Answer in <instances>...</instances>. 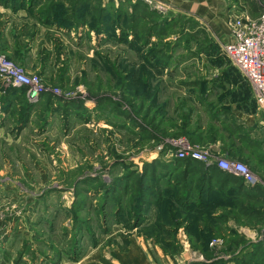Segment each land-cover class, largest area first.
<instances>
[{
  "label": "rangeland",
  "instance_id": "rangeland-1",
  "mask_svg": "<svg viewBox=\"0 0 264 264\" xmlns=\"http://www.w3.org/2000/svg\"><path fill=\"white\" fill-rule=\"evenodd\" d=\"M50 1L56 5V27L74 32L72 45L59 47L56 33L43 32L37 55L44 68L26 69L8 59L40 76L37 95L57 104L45 106L41 112L60 110L58 121L64 130L45 138L26 133L20 142H15L12 133L9 142L0 139V174L4 175L0 176V235L6 230L13 232L9 251H26L21 264H52L60 256L58 252L66 262L74 242L83 237L80 244L84 253L89 252L92 259V249L99 247L102 255L96 256L102 264H118V257L124 258L125 264H264V212L261 219H255L257 214L239 213L240 207L221 211L217 223L207 220L212 222L207 231L202 228L204 219L198 218L201 238L197 229V234L185 230L184 226L194 221L187 215L181 217L185 221L173 237L154 227L144 234L115 223L112 199L116 194L112 192L106 207L109 217L103 225L107 231L103 232L104 191L96 192L98 184L110 187L122 176H131L127 179L134 186L146 166H150L149 176L155 167L160 174L159 164L168 160L170 150L181 147L180 142L207 152L211 160L223 157L243 162L257 183L264 184L261 171H253L242 156H215L210 146L199 143L209 135L212 138L216 125L210 115L195 114L197 104L209 114H213L214 102L227 100L235 107L248 104L255 110L252 89L223 53L224 45L232 41L228 26L226 39H215L208 22L157 0ZM225 1L246 10L251 18H257L264 6V0ZM48 2L35 0L32 8L39 6V14ZM136 2L141 3V13L133 21L131 12ZM101 9L111 16L107 29L98 32L102 28L98 23ZM142 10L155 12L145 15ZM153 28L154 36L144 40ZM209 78L220 79L213 95L210 86L202 84ZM195 80L201 85L192 86L190 82ZM21 113L18 116L24 122ZM39 113L34 118L37 126L41 124ZM231 120L233 126H229L238 129L236 117ZM201 122L206 123L203 138L194 133ZM228 144L225 149L231 148ZM124 197L128 199L123 205L128 206L130 198ZM123 214L130 218L129 208ZM220 216L226 220L221 222ZM81 220L86 223L81 224ZM19 221L22 228L17 225ZM243 226L259 230L256 243L246 239ZM10 254L5 258L8 264ZM106 254L111 256L104 257ZM46 257L48 261L43 260Z\"/></svg>",
  "mask_w": 264,
  "mask_h": 264
},
{
  "label": "crops",
  "instance_id": "crops-1",
  "mask_svg": "<svg viewBox=\"0 0 264 264\" xmlns=\"http://www.w3.org/2000/svg\"><path fill=\"white\" fill-rule=\"evenodd\" d=\"M157 1L167 3L169 6H172V8L179 11V13H183L194 18L198 17L208 22L212 28L214 33L213 37L215 39L225 38L228 31H230H227L226 27L228 26L229 29V14L236 16H239V14L249 16L246 10L240 9V11L236 8V6L225 0ZM21 2L23 4L22 6L19 5ZM29 7L30 0H0V52L6 54V56L10 59L18 61L26 69L44 68L45 63L43 64L41 62V57L37 55V48L41 46L40 41L43 36V32L56 33L58 35L57 38H59L57 39L59 47H64V49H67L68 46L72 45L71 39L74 32L69 29H59L56 27L57 25L55 23H52L51 25L48 22L45 23L44 18H41V15L36 12V9L39 6L35 7V10L33 8L32 10L31 7L29 10ZM87 37L89 36L87 35ZM45 46L51 47L50 45ZM231 65L238 71L241 78L246 80L232 63ZM202 81V84L210 86V91H212L210 95H213V93L216 92L215 84L220 81V79L209 78ZM246 83L251 88L247 80ZM190 84H192V86L197 84L199 85L200 81L197 82V80H195L192 83L190 82ZM22 89V87L5 88L0 81V139H4L9 142L10 138H13L11 136L12 133L15 136V142H20L21 138L26 133L33 132L36 134V137L45 138L46 136L48 137V135L52 136L50 133H56L58 130H64L63 126L59 124L60 121H58L59 115L57 112L60 110L56 108L47 110L44 108L45 113L41 112L44 111L43 107L46 106L49 108L53 103L55 105V102H51V100L48 101L44 98L45 95L41 94L36 97H31L26 91V88L25 92H23ZM254 104L255 110H250L248 104H242L235 107L233 102H230L229 100L214 102L215 108L212 110L213 114H209V111H207L203 105L197 104L198 106L195 110V114L200 112L201 114H205L203 115L205 117L210 115L212 123L216 125V130L214 131L215 134H212V138L211 135H209V138L207 136L208 139L199 143L210 146L209 149H211L215 156L220 153L226 155L227 157L242 156L253 171H261V175L264 176V109H258L255 100ZM22 105L23 108H21ZM89 107L92 108L93 103L90 102ZM20 111L22 112L21 114L23 115L24 122L19 119L20 115L18 116V114ZM36 112H40V116L42 115L39 120L41 121V124L38 126L35 124L34 119ZM91 112L93 113L92 110ZM231 117H236V122L239 124L236 123L234 125H238V129L230 127L231 125L233 126ZM227 118H229V120H227ZM198 124L200 126L194 129V133L203 138L204 135L207 134V132H205L206 123L201 122ZM37 141L38 143H41L42 140ZM228 141H232L230 142L231 148L225 149L224 147L227 146ZM170 157L172 156L167 155L168 160L165 159L162 163L166 164L174 161V159H179L173 157L174 159L170 160L172 159ZM196 161L208 167L209 173H201L200 171L199 173L189 174L188 176H207L205 179L208 180H205L204 185H207V182H209L211 186L209 191L206 188H202L200 191V202L202 203V210L200 209L201 211H208L214 216H217V214L221 211H235L237 207H240L238 209L239 213L251 214V216H253L252 214H257L256 216H253L255 219L262 218V212H264V184H245L241 178L222 170L216 164H206L200 160ZM254 166L258 168L254 169ZM0 176L4 175L0 174ZM208 176L212 177L209 178ZM197 178L196 180H198ZM223 203L225 204L223 205ZM225 205L226 207H224ZM19 223L20 221L17 225L22 228ZM241 228L247 237L246 239H249L251 241H249L250 243H256L255 238L259 233V230L257 229L256 231L254 227L250 228L248 226H243ZM257 228H259V226H257ZM6 231L2 233L3 235H0V254L2 255L0 256V264H8V262L6 263L5 258L9 259L7 257L11 251L15 252V254H10L11 257L9 264H21L20 262H23L21 256H24L26 251H23V253L20 254L19 251L21 248L19 247L16 251L12 248H10L11 251H9L8 244L12 239L13 232L10 233L11 230ZM263 231L264 224L262 226V232ZM92 250L94 251L93 260L88 258L89 252L87 253L86 251L84 253L83 251L81 257H79L76 262H64V258L61 257V263L102 264L97 257L99 254L100 256L102 255L99 247H95ZM118 255L119 254L114 257L117 258ZM110 256L111 254H106L104 257L109 258ZM117 260L119 261L118 264H122L121 262L125 264L124 258L118 257Z\"/></svg>",
  "mask_w": 264,
  "mask_h": 264
},
{
  "label": "trees",
  "instance_id": "trees-1",
  "mask_svg": "<svg viewBox=\"0 0 264 264\" xmlns=\"http://www.w3.org/2000/svg\"><path fill=\"white\" fill-rule=\"evenodd\" d=\"M109 1L113 2V0ZM34 3L35 0H30L31 9ZM48 3L49 4L46 7L40 8L39 12L45 15V23L48 22L59 25V21L57 20L55 14L56 5L53 1L50 0ZM19 5L22 6V2ZM140 6V2H136L132 6L133 10L131 12V15H133V21L134 18L140 17ZM100 12L103 14H100L98 23H101L100 27L102 28H98V32L99 30L107 29L106 21L107 19L109 20L111 16H109L108 12L105 9H101ZM142 12L146 13L145 15H151L155 12V10H148L146 12L142 10ZM155 25H157V23L154 22V28L156 27ZM64 26L67 27V24H64ZM135 28L136 27L132 28L131 30H134ZM154 28L146 32L144 40H148L149 37L154 36ZM22 88L23 92H25V88ZM194 160L195 159L191 158L174 159V161H171L170 163L159 164V167H161L162 169L161 173H156L155 167L151 172V176L148 175L150 166H146L141 176H139L136 181L133 182V184H135L134 186L129 184V179L131 178V176L116 177V179L112 181L113 183L110 187H107L104 183L98 184L96 186L98 188L96 192H99L101 194L104 191L103 194L105 198L101 206V209L104 211L102 231H107V229L103 227V225H105L106 219L109 217V211L106 210V207L108 206L107 204L110 203L107 199H109V197L111 198L110 195L113 192L116 194L115 197L112 196L114 197L112 200L116 205L114 211L115 214L113 216L115 218V223H122L128 230L138 229L144 234H148L146 231L154 227L159 232L161 231L162 234H165L167 237H173L178 226H182L185 221L181 217L187 215L194 221L187 223L184 226L185 230L189 233L193 232L197 234L195 232V230L197 229L198 236L201 238L202 230H200L201 227L198 223V221L200 220L198 218L204 219V221L201 220L204 222V226L202 228L206 229L207 231V229L210 228L212 224V222L207 223V220H212L213 222L217 223L216 217L218 216H214L213 214H211V212L208 211H201L202 203L200 202V191L202 190V188H206L209 191L211 189L210 183L207 182V185H204L206 180L205 178L207 176L188 175L199 173L200 171L201 173H209V169L204 164ZM208 177L210 178L212 176ZM196 178L198 180H196ZM131 187H133V189ZM124 196H129L130 198L128 206L123 205L124 199L127 198ZM126 208H129L130 218L128 216H124L123 214ZM73 211L74 205L72 208V212ZM121 215L123 216L121 217ZM224 218L225 216H220L218 219H221L220 221L223 222L226 220ZM80 223L85 224L86 222L84 223L81 220ZM82 241L83 237L78 242H74L72 249L67 255L69 261L76 262L78 258L81 257L83 248L81 247L80 242L82 243ZM58 254L60 256H57V258L52 261V264H58L61 262V257H63L61 256L62 253L58 252ZM48 258L49 257H46L43 260L48 261Z\"/></svg>",
  "mask_w": 264,
  "mask_h": 264
},
{
  "label": "built area",
  "instance_id": "built-area-1",
  "mask_svg": "<svg viewBox=\"0 0 264 264\" xmlns=\"http://www.w3.org/2000/svg\"><path fill=\"white\" fill-rule=\"evenodd\" d=\"M228 25L232 41L225 44L223 53L249 82L258 109H264V6L257 18L229 14ZM0 81L7 87H24L32 97L41 90L40 76L30 74L21 66L0 53ZM180 148L168 155L184 159L192 158L206 164H216L222 170L241 178L245 184L255 185L257 179L247 165L223 157L211 160L207 152L179 143Z\"/></svg>",
  "mask_w": 264,
  "mask_h": 264
}]
</instances>
